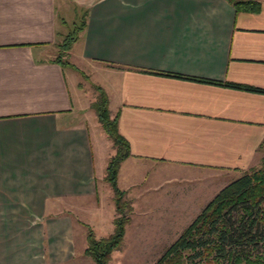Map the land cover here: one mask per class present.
Returning a JSON list of instances; mask_svg holds the SVG:
<instances>
[{
  "label": "crops",
  "instance_id": "obj_1",
  "mask_svg": "<svg viewBox=\"0 0 264 264\" xmlns=\"http://www.w3.org/2000/svg\"><path fill=\"white\" fill-rule=\"evenodd\" d=\"M255 1L257 10L228 0H0V264H31L30 237L41 241L38 264L67 255L74 217L62 208L85 199L101 208V132L55 58L57 8L84 15L68 55L106 70L107 107L130 149L117 186L165 236L177 228L175 239L261 157L264 92L222 83L264 88V0ZM29 220L32 229L15 231Z\"/></svg>",
  "mask_w": 264,
  "mask_h": 264
},
{
  "label": "trees",
  "instance_id": "obj_2",
  "mask_svg": "<svg viewBox=\"0 0 264 264\" xmlns=\"http://www.w3.org/2000/svg\"><path fill=\"white\" fill-rule=\"evenodd\" d=\"M228 1L236 10L259 8V2L255 0ZM83 17L75 25V30L56 42V59L61 61L60 57L67 53L78 30L84 27ZM65 63L75 66L69 61ZM222 83L264 92V88L253 85L231 81ZM94 88L97 93L90 107L96 113L103 131L111 138L114 150L104 168V180L112 188L114 216L111 219L113 228L103 237H96L88 223H82L86 226V243L82 251L94 264H107L110 254L124 240V231L131 215V200L126 199L125 190L116 184L117 168L130 149L128 140L117 130L118 113H109L106 91L98 85H94ZM259 147L264 148V141ZM155 264H264V152L256 164L243 169L200 208L190 222L181 228L178 236L166 245Z\"/></svg>",
  "mask_w": 264,
  "mask_h": 264
},
{
  "label": "rangeland",
  "instance_id": "obj_3",
  "mask_svg": "<svg viewBox=\"0 0 264 264\" xmlns=\"http://www.w3.org/2000/svg\"><path fill=\"white\" fill-rule=\"evenodd\" d=\"M59 15L63 17L64 20L60 22V27L63 32L61 34V38L68 34L69 32L75 30V25H77L80 19L83 17V14L77 8H74L71 3L63 2L59 8ZM73 34V33H72ZM59 40V39H58ZM61 40V39H60ZM54 52L58 55L57 47L54 46ZM62 63L64 64V71L72 81H76L79 87V101L83 105L91 104V100L94 99L95 93L97 90L94 88V85H98L100 88L104 90V80L107 78L105 74L106 70L97 71H89L87 68V64L83 63V61H78L75 58L68 55V53L64 54L60 57ZM72 61L75 66L71 64L65 63V61ZM73 86V84H72ZM87 105V107H88ZM90 115L93 114L96 117V113L93 112L92 108L89 105V108L86 109ZM94 117V122L97 128L100 130L101 135L99 138H95L93 141V147L96 152L95 161L97 163L95 170L96 172L99 170L100 172H104V167L106 165V160L101 162L100 150L107 154L109 150L110 153L114 152L112 144L111 150L107 148L112 142L111 139L107 136V134L102 130L101 125L98 124V121ZM89 121V120H88ZM93 127V126H92ZM96 130V129H95ZM94 130V131H95ZM97 133V131H95ZM105 134V135H102ZM109 140V141H108ZM108 149V150H107ZM264 148L261 149V153L263 154ZM100 155V156H99ZM110 156V155H109ZM108 156V157H109ZM108 159V158H106ZM102 163L103 167L100 168L99 163ZM102 169V170H101ZM97 188L100 192H98V201L101 203L100 211L95 214L93 211V202H97L94 199H85L80 200L77 207H64L62 210L68 211L73 215V227H75L74 231V243L71 248L68 249V253L62 254L55 250L56 254L51 258L50 263L46 264H94L90 257L85 254L82 250L85 246V231L86 226L82 223H88V225L92 228L93 233L96 237L106 235L113 228L111 217L114 216L113 212V204L114 200H112V188H110L109 184L105 180H97ZM126 197V196H125ZM127 199V198H126ZM133 207V206H132ZM53 210H57L60 208H52ZM142 207L136 206L134 210L132 209V217L130 216V221L128 223L127 229L124 232V240L122 241L120 247L117 250H114L107 264H155V260L158 255L164 251L166 245L174 240L175 233L178 230L177 228L170 235L167 233L165 236L163 231H160L157 227V223H149L148 218L141 213ZM187 218H183L181 223H186ZM35 222H31L29 220L28 223H15V231L19 229L30 228L32 229ZM30 242L29 254L26 255L28 261H31V264H38L39 258L41 257L40 251L35 250V245H40L41 241L36 238L30 237L28 240ZM40 243H39V242ZM22 260V257H21Z\"/></svg>",
  "mask_w": 264,
  "mask_h": 264
}]
</instances>
